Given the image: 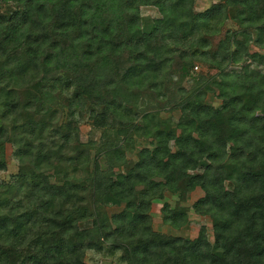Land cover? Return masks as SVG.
<instances>
[{
  "label": "trees",
  "instance_id": "obj_1",
  "mask_svg": "<svg viewBox=\"0 0 264 264\" xmlns=\"http://www.w3.org/2000/svg\"><path fill=\"white\" fill-rule=\"evenodd\" d=\"M0 1L14 5L9 16L0 15V67L10 66L6 76H48L50 89L71 85L78 98L68 105L85 96L101 106L93 114L96 124L115 123L126 131L139 116L142 134L153 139V147L140 149L128 173L91 182L92 205L109 195L124 208L110 219L96 209L88 227L75 221L82 186L76 177L65 176L56 185L34 171L25 181L27 171H19L17 188L25 195L13 203L6 201L13 184L0 183V243L6 249L0 264H83L86 249L99 250L110 240L121 241L128 264H264V0H223L202 12L192 10V0ZM141 5L160 13L147 32L140 28ZM228 9H233L229 16ZM228 18L236 29H226L212 42L209 38ZM249 29L255 31L253 40ZM250 41L257 49H248ZM194 61L214 62L219 69L211 81L219 107L204 104L201 90L178 84ZM225 62L240 68L225 71ZM173 76L177 100L171 107L179 111L173 124L149 112L131 117L117 112L130 88L149 89L158 103L156 94L165 96ZM41 86L39 103L45 96ZM0 94L6 111L15 112L16 92L3 86ZM34 126L38 135L46 128L41 119ZM50 130L66 142L72 138L64 126ZM4 133L0 126V142ZM21 141H16L21 160H48L50 149ZM140 182L147 185L141 198L198 186L203 195L193 207L211 220L212 243L203 226L193 240L150 233L144 206L132 200V186ZM161 210L163 221L175 228L186 222L177 208L163 204ZM91 215L83 207L81 216Z\"/></svg>",
  "mask_w": 264,
  "mask_h": 264
},
{
  "label": "rangeland",
  "instance_id": "obj_2",
  "mask_svg": "<svg viewBox=\"0 0 264 264\" xmlns=\"http://www.w3.org/2000/svg\"><path fill=\"white\" fill-rule=\"evenodd\" d=\"M223 0H192V10L194 12H202L212 3ZM14 10L12 3H3L0 1V15L9 16ZM233 13V9H228V16ZM139 23L142 31L147 32L153 26V20L160 17V13L152 5H141L138 7ZM236 25L229 18L218 27L217 34L212 35L209 39L216 42L220 39L226 29H236ZM251 39L255 38V31L249 29ZM242 35L238 31L236 38L241 40ZM208 38V36H207ZM250 51L257 49L253 41L247 44ZM252 68L260 69L256 64H250ZM228 71L233 68L239 70V65H228L226 62L222 64L221 69ZM262 69V68H261ZM10 70V66L0 67L3 73L0 77V87L6 86L13 89L15 99L18 102L17 109L13 113H8L5 107V96L0 94V126L5 130L0 142V162L4 164V168L0 170V183L7 185L13 184L14 188L6 201L13 203L18 200L23 193V189L19 190L20 180L17 177L19 171H27L25 181L28 180V171H34L40 175H44L48 183L59 185L63 178L72 179L76 177L79 181L78 194L80 196L76 214V223L80 227H88L92 218L96 216V209L103 213L106 218L110 219V215L121 211L124 208V202L116 197L104 195L102 200L91 204L90 188L91 182L98 177L103 179H116L117 175L128 173L135 163L139 160L138 152L142 148L151 149L153 147V139L142 134V122L139 116L133 121V125L129 126L126 131L118 128L117 124L104 125L96 124L93 114L101 111V106L96 104L95 100L90 97L83 96L78 104L68 105L78 98V90L68 84H56L51 89L49 85V77L41 79L40 75L33 74L22 79L14 72L10 76L4 74ZM219 69L212 63H199L194 61L188 70L187 76L177 82V77L173 76L171 80L165 84L163 89V98L158 94L156 97L154 92L143 87L141 89H128L127 98L124 104L118 105L117 112L127 117L132 114H145L147 112L157 115L162 119H170V123H174L179 116L177 108L171 105L177 98V83L184 89H199L202 91V102L212 107L220 106V99L217 97V90L213 83V79L217 78ZM29 73V72H28ZM48 84H46V83ZM44 87V102L39 103L36 99L41 94L42 86ZM173 96L169 97V94ZM43 120L45 129L38 135L34 126L36 120ZM127 120V118H126ZM69 128L72 135L69 141H64L62 137L51 132L52 128ZM69 126V127H68ZM18 140L21 143H32L38 148L50 149L49 158L46 161H37L36 164L30 162L27 158L22 160L17 156ZM17 141V142H16ZM20 145V144H19ZM67 158L72 160L69 162ZM35 166V167H34ZM149 181H156L155 177H149ZM30 186V185H27ZM147 191V185L144 183H136L132 186V200L134 204L144 206L141 213L145 214L150 233L160 235L179 237L183 239L193 240L197 236L200 226L205 228V237L212 243L213 236L211 230V220L207 216L200 215L193 207L196 199L203 195V191L194 186L189 191L179 193L168 192L167 189L160 191V197L156 194L148 197H142L141 193ZM99 204L97 207L96 205ZM166 204L169 210L175 208L181 210L186 215V222L177 228L163 221L162 205ZM141 206V205H140ZM83 207L90 209L92 215L90 218L82 217ZM134 208L130 213H133ZM109 225H112L109 223ZM113 243H111V242ZM101 242L99 250L86 249L83 253V264H128L124 258V251L121 241ZM120 245V246H118ZM0 243V259L3 257L6 249ZM123 247V246H122ZM9 249V248H8ZM24 250L21 251L23 253ZM18 253V252H17Z\"/></svg>",
  "mask_w": 264,
  "mask_h": 264
}]
</instances>
